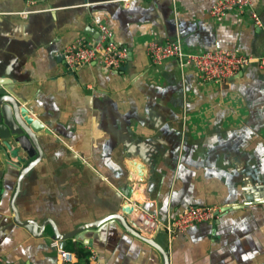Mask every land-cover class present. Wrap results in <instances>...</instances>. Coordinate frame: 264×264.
Segmentation results:
<instances>
[{
  "label": "crops",
  "instance_id": "obj_1",
  "mask_svg": "<svg viewBox=\"0 0 264 264\" xmlns=\"http://www.w3.org/2000/svg\"><path fill=\"white\" fill-rule=\"evenodd\" d=\"M139 1L147 9L154 1L160 5L143 15L154 23L132 25L131 36L104 12L71 17L50 40L51 52L42 47L38 58L30 59L27 70L46 105L61 113L64 125L71 121L72 129L67 139L55 135L48 141L45 158L23 180L17 210L23 221L51 220L68 234L114 213V206L127 201L129 187L134 194L127 202L136 207L135 217L147 211L159 226L189 208L218 206L215 222L172 240L166 231L157 237L170 264H264V71L250 66L225 83L207 84L176 60L154 65L146 53L151 41L180 38L190 53L221 47L260 55L264 33L236 12L210 18L217 0ZM54 2L0 0V17L26 23L30 14L26 19L10 14ZM253 4L264 30V0ZM168 16L178 30L164 39L166 31L175 30L165 28ZM100 24L113 28L119 45L132 44V61L119 71L99 63L70 69L62 57L65 47L78 38L97 43ZM99 88L105 89L101 95ZM127 117L131 128L129 122L122 125ZM154 150L155 170L146 163ZM170 204L177 213L168 215ZM85 234L93 244L77 242L94 251L99 264H165L117 221Z\"/></svg>",
  "mask_w": 264,
  "mask_h": 264
},
{
  "label": "water",
  "instance_id": "obj_2",
  "mask_svg": "<svg viewBox=\"0 0 264 264\" xmlns=\"http://www.w3.org/2000/svg\"><path fill=\"white\" fill-rule=\"evenodd\" d=\"M124 1L55 0L47 6L31 8L26 23H17L8 15L0 17V155L4 165V171L0 173L3 190L0 199V259L7 264H57L56 249L52 246L54 241L59 242V249L64 251L69 241L84 243L89 235L85 234L88 230L99 228L112 220L120 223L127 234L155 250L165 264H170L168 252L156 241L165 231L163 226L170 216L151 237L152 234L145 229L144 218L135 217L136 207L127 202L134 194L130 187L129 194L123 196L127 201L121 206H114V213L68 234L60 233L51 220H45L41 225L36 221H23L16 207L23 180L45 158L46 149L50 148L48 141L55 135L67 139L72 129L71 121L64 125L61 113L46 105L40 88L36 86V79L27 70L30 59H37L38 50L42 47L48 53L51 52L50 40L55 41L56 32L62 31L66 26L65 21L71 17L107 13L125 36H131L132 25L144 21L154 23L153 18L143 15L157 9L160 5L157 1L152 2L148 9L143 8L139 0H131L127 4ZM139 8L142 11L139 12ZM170 16H173V12ZM170 16L165 17L163 23L165 28L172 26L175 30L172 33L166 31L164 39L174 37L178 30L174 19L169 20ZM157 25L162 26L160 23ZM126 48L132 61V44H127ZM115 73L118 75V72ZM102 92L105 89L99 88L96 94L101 95ZM90 97L96 99L95 95ZM121 122L123 126L127 125L129 117L121 119ZM128 127L131 128L130 122ZM156 153L157 150H154V154L146 161L154 170L158 158ZM176 169L173 167V171ZM172 208L170 204L168 215L177 213ZM48 226L52 228L51 232L47 231ZM92 244L90 240L86 243L89 246Z\"/></svg>",
  "mask_w": 264,
  "mask_h": 264
},
{
  "label": "built area",
  "instance_id": "obj_3",
  "mask_svg": "<svg viewBox=\"0 0 264 264\" xmlns=\"http://www.w3.org/2000/svg\"><path fill=\"white\" fill-rule=\"evenodd\" d=\"M38 1L48 0H27L28 5H35ZM125 4L129 0L124 1ZM236 12L239 15L252 19L264 33L262 21L257 15L253 0H217L210 10V18L221 20L230 13ZM31 12H13V17L26 19ZM100 39L97 43H91L84 38H78L73 43L65 47L62 57L70 69L80 68L93 63H99L106 69L121 70L129 61L127 48L119 45L115 39V32L110 26L100 24ZM146 53L151 63L154 65L164 64L166 61L174 59L182 69H193L203 83L222 84L240 71L250 66H255L258 70L264 71V53L260 55H246L234 50L218 47L213 50H204L198 53H190L185 50L180 38L170 39L165 42L151 41L147 45ZM0 183V196H1ZM221 208L213 207H192L171 217L163 226L169 239H175L186 233L193 227L215 222ZM138 216V215H137ZM144 218L146 228L153 234L159 226L158 221L151 213L142 211L139 215ZM57 251L60 264H76L75 254L59 249V242L54 241L52 245ZM90 264H99L98 257L91 251ZM0 264H7L0 259Z\"/></svg>",
  "mask_w": 264,
  "mask_h": 264
},
{
  "label": "trees",
  "instance_id": "obj_4",
  "mask_svg": "<svg viewBox=\"0 0 264 264\" xmlns=\"http://www.w3.org/2000/svg\"><path fill=\"white\" fill-rule=\"evenodd\" d=\"M66 251L75 254L78 260L76 264H90L91 251H88L80 242L70 241Z\"/></svg>",
  "mask_w": 264,
  "mask_h": 264
},
{
  "label": "rangeland",
  "instance_id": "obj_5",
  "mask_svg": "<svg viewBox=\"0 0 264 264\" xmlns=\"http://www.w3.org/2000/svg\"><path fill=\"white\" fill-rule=\"evenodd\" d=\"M0 183H1V181H0ZM2 189V188H1ZM2 192H3V190L1 191V196H2ZM1 196H0V199H1Z\"/></svg>",
  "mask_w": 264,
  "mask_h": 264
},
{
  "label": "flooded vegetation",
  "instance_id": "obj_6",
  "mask_svg": "<svg viewBox=\"0 0 264 264\" xmlns=\"http://www.w3.org/2000/svg\"><path fill=\"white\" fill-rule=\"evenodd\" d=\"M1 188H2V183H1Z\"/></svg>",
  "mask_w": 264,
  "mask_h": 264
}]
</instances>
